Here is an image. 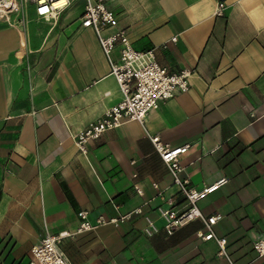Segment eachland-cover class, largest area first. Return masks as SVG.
<instances>
[{
  "label": "crops",
  "instance_id": "1",
  "mask_svg": "<svg viewBox=\"0 0 264 264\" xmlns=\"http://www.w3.org/2000/svg\"><path fill=\"white\" fill-rule=\"evenodd\" d=\"M224 2L217 16V0H106L135 49L194 74L189 91L90 141L86 154L75 136L123 99L96 33L81 25L86 0L55 18L27 3L0 21V264H27L46 234L63 232L73 234L61 244L72 264H228L215 240L198 237L201 221L165 231L158 208L182 210L185 198L155 136L189 145L179 177L190 187L225 180L199 207L222 215L214 230L235 264H264L254 249L264 236V0ZM138 207L119 227L76 233L81 211L96 224ZM147 218L159 227L151 236Z\"/></svg>",
  "mask_w": 264,
  "mask_h": 264
},
{
  "label": "built area",
  "instance_id": "2",
  "mask_svg": "<svg viewBox=\"0 0 264 264\" xmlns=\"http://www.w3.org/2000/svg\"><path fill=\"white\" fill-rule=\"evenodd\" d=\"M75 0H0V21L8 22L12 14L19 13L27 3L36 5V14L40 18L58 17L70 7ZM226 4L224 0H217L215 15L223 16ZM81 25L91 28L96 33L100 46L111 67V74L117 80L123 99L109 108L101 117L75 136V143L81 153L86 154V146L90 141L97 140L107 131L117 129L130 121L142 123L150 111L157 110L160 105L173 98L176 93L187 92L190 89V78L193 69H184L179 73L169 71L157 61L154 50L139 51L135 49L128 37L127 31L119 27L118 18L111 10L106 0H86L85 9L81 16ZM176 41V38L172 39ZM120 46V58L115 61L113 53ZM151 140L164 163L171 171L174 182L181 189L185 198V208L177 210L173 207L160 206L158 213L163 220V227L168 235H173L179 229L199 220L205 231L197 233L204 241L215 240L220 251L219 255L228 260V264H235L227 252V238L218 237L215 225L223 218L221 214L206 216L199 207V203L225 183L222 180L214 185L198 190L188 185V180L179 177L182 167L179 157L189 149V145L171 147L163 144L159 136ZM138 197L143 196V190L135 185ZM118 208L117 206H115ZM143 209L136 208L130 213L106 219L100 217L96 224L88 220V212L79 213L80 225L76 233L90 231L98 225L111 223L119 227L132 218L133 214H141ZM147 235L158 232L159 227L151 218H147ZM75 233V234H76ZM73 236L72 233L46 234L39 245L34 246L28 256L27 264H72L66 252L62 249L63 241ZM254 249L259 256H264V236L254 242Z\"/></svg>",
  "mask_w": 264,
  "mask_h": 264
},
{
  "label": "rangeland",
  "instance_id": "3",
  "mask_svg": "<svg viewBox=\"0 0 264 264\" xmlns=\"http://www.w3.org/2000/svg\"><path fill=\"white\" fill-rule=\"evenodd\" d=\"M26 10H27V4H25V6H23V7H22V9H21V11H20V12H22V13H25V12H26Z\"/></svg>",
  "mask_w": 264,
  "mask_h": 264
}]
</instances>
